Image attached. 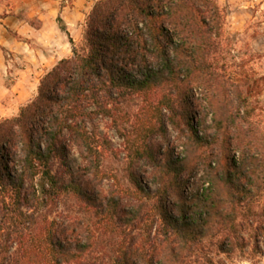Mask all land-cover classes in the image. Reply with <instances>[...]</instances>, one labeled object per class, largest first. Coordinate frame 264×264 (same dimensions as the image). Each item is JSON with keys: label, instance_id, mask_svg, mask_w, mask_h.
Wrapping results in <instances>:
<instances>
[{"label": "trees", "instance_id": "obj_1", "mask_svg": "<svg viewBox=\"0 0 264 264\" xmlns=\"http://www.w3.org/2000/svg\"><path fill=\"white\" fill-rule=\"evenodd\" d=\"M225 19L216 0L93 3L81 44L69 37L71 55L0 118V264H217L214 252L264 249L257 80L232 63ZM99 118L125 143L131 188H101ZM60 196L87 218L48 220L40 207Z\"/></svg>", "mask_w": 264, "mask_h": 264}, {"label": "rangeland", "instance_id": "obj_2", "mask_svg": "<svg viewBox=\"0 0 264 264\" xmlns=\"http://www.w3.org/2000/svg\"><path fill=\"white\" fill-rule=\"evenodd\" d=\"M13 0H0V19L4 17L9 4ZM85 1H90L91 7L96 0H58L60 6H66L65 13L74 12L73 8H79L75 14V23L71 32V39L76 38L74 44L79 46L82 41V33L87 14ZM219 6L224 10L226 15L225 37L231 50V61L239 71H247L257 80V86L254 88L252 102L256 106V114L259 125L264 128V0H216ZM62 16L57 14L56 18ZM23 17L27 22L37 25V18L32 13V9L28 6L23 10ZM55 18V22H56ZM62 22L64 23L63 19ZM57 24V22H56ZM65 26V25H64ZM7 34L15 37L17 40H28L24 35H18L12 30H8ZM70 34V33H68ZM70 36V35H69ZM69 36L66 37L69 40ZM72 49V44L71 48ZM0 64V118L11 117L18 113H14L17 102L14 101L10 92H5L4 87H10L15 82L12 72L14 65H17V59L12 51L1 49ZM71 55V50L70 54ZM3 58V59H2ZM4 66H7L5 68ZM242 66V67H240ZM37 90V88H36ZM36 90L28 98H32ZM28 100L24 101L25 104ZM138 99H132L125 106L129 113H134L139 104ZM5 113L6 116L1 117ZM99 135L106 138L109 146L103 149L102 169L110 175L109 180H104L102 189L106 193L111 188L123 190L126 187L131 188V184L126 176L127 151L123 139L118 135L111 125V121L107 118H99L97 120ZM173 136L175 133L170 131ZM100 149H102L100 147ZM83 165L78 151L73 148L68 156V167L73 173H80V167ZM136 169L140 174L145 172L147 175L148 168L144 162H139ZM150 186V185H149ZM124 195V194H123ZM124 204L134 203L132 199L124 197ZM138 202V200L136 201ZM79 203L70 196L54 197L47 201V205L40 207L42 214L47 215L48 220H69L73 217H85L83 212L79 210ZM112 234L104 235V240H110ZM113 246L109 245L105 248L111 252ZM215 260H220L217 264H264V249L261 252L253 250V244L245 247L243 251L235 250L230 256L223 253L213 254Z\"/></svg>", "mask_w": 264, "mask_h": 264}, {"label": "crops", "instance_id": "obj_3", "mask_svg": "<svg viewBox=\"0 0 264 264\" xmlns=\"http://www.w3.org/2000/svg\"><path fill=\"white\" fill-rule=\"evenodd\" d=\"M87 13L91 8L90 1H85ZM30 7L37 18V25L30 24L23 17L25 7ZM66 6H60L58 0H13L0 19V46L13 52L17 65L13 68L15 82L10 87H4L5 92H10L18 106L32 95L38 86L42 75L50 70L58 60L68 57L71 43L66 33L59 29L55 22L57 14L62 16L65 29L72 37L75 23V12L65 13ZM8 30L24 35L28 40L20 41L7 34ZM75 42L76 38H72ZM3 59V58H2ZM4 64L1 60L0 64ZM7 68V66H4ZM6 116L5 113L1 117Z\"/></svg>", "mask_w": 264, "mask_h": 264}]
</instances>
